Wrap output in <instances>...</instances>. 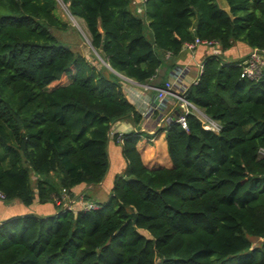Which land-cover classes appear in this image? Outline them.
Instances as JSON below:
<instances>
[{
	"label": "trees",
	"instance_id": "1",
	"mask_svg": "<svg viewBox=\"0 0 264 264\" xmlns=\"http://www.w3.org/2000/svg\"><path fill=\"white\" fill-rule=\"evenodd\" d=\"M63 3L110 69L60 42L57 0H0V264H264V73L241 77L248 56L207 57L184 93L219 134L191 109L187 131L164 129L171 167L158 169L144 164L137 133L115 135L126 166L108 201L76 213L56 202L99 186L112 126L142 120L119 75L146 84L161 54L196 39L263 50L264 0Z\"/></svg>",
	"mask_w": 264,
	"mask_h": 264
},
{
	"label": "crops",
	"instance_id": "2",
	"mask_svg": "<svg viewBox=\"0 0 264 264\" xmlns=\"http://www.w3.org/2000/svg\"><path fill=\"white\" fill-rule=\"evenodd\" d=\"M217 50L219 51L218 55H222L224 60L229 61L231 59L246 57L252 52V50L250 51L245 46L239 44L233 52L231 51L232 54L231 52L223 53L220 48L210 49L203 46L198 47L193 53L183 50L178 57H172L169 53H165L161 54L162 66L156 76L148 83L140 84L122 78L125 81L123 83V92L128 101L134 105L136 111L141 115L142 120L139 124H135L133 117H131L120 120L112 126L109 133L110 142L108 145L110 169L104 181L97 187L74 188L70 193L83 194L85 192L87 195L88 193L94 195L96 191L103 190L106 192L107 197L110 196L109 187L112 184L113 178L122 174L126 166L120 147L113 141L115 135L137 133L139 136L138 150L144 164L150 169L170 168L171 161L167 153L166 133L164 129L177 120L179 103L177 98L172 95L160 101L157 89L164 88L166 83H171L173 94L184 95L187 87L194 84L198 79L197 66ZM229 54H231V57L228 56ZM96 203L102 204L103 201L98 200ZM9 208L12 209L11 211H14V205L7 207V209Z\"/></svg>",
	"mask_w": 264,
	"mask_h": 264
},
{
	"label": "built area",
	"instance_id": "3",
	"mask_svg": "<svg viewBox=\"0 0 264 264\" xmlns=\"http://www.w3.org/2000/svg\"><path fill=\"white\" fill-rule=\"evenodd\" d=\"M146 0H139V2H145ZM207 47V48H215L219 49V44L216 41H207V40H200L196 39L195 42L193 43H187L184 46V50L189 51L191 53L195 52L198 47ZM219 51H214V54L212 56H218ZM242 68V73L241 77L244 79H248L251 81H257L262 78L263 73H264V49L263 50H252V52L248 55L247 59L240 65ZM198 70V76L203 73L204 70V62L199 64L197 66ZM197 83V80L195 81L194 84ZM172 89V84L171 83H166L164 88L157 89L158 92V98L160 101H163L167 96L172 95L177 98L178 100V110L179 114L177 117L176 122H178L181 127L184 130H188V125H187V116L190 113V110H194L196 114L200 116V120L203 122L204 127L207 131L213 132L215 134H219L221 131V126L219 123L208 116L204 114L203 111L197 109L193 104H191L185 95H175L171 91ZM123 135L120 134L117 138V143H122L123 142ZM259 154L261 157H264V149H261L259 151ZM67 193L64 192L63 196L61 197L60 200L56 199V202L58 205L62 206V209L64 212H79V211H90V210H96L100 208V205L98 203H86V205L80 209L76 210L75 206H69L68 203L65 201V195ZM6 200V196L4 193L0 191V204L4 203Z\"/></svg>",
	"mask_w": 264,
	"mask_h": 264
},
{
	"label": "rangeland",
	"instance_id": "4",
	"mask_svg": "<svg viewBox=\"0 0 264 264\" xmlns=\"http://www.w3.org/2000/svg\"><path fill=\"white\" fill-rule=\"evenodd\" d=\"M142 13V10H138ZM56 14L60 17L62 21L68 24V28L62 31H55V34L58 36L60 42L68 45L74 52L83 56L87 61L91 62V65H97L98 68L106 67L107 63L101 57V55L94 49L91 43L90 34L86 28V25L82 19L73 17L67 10V6L63 3V0H57ZM241 54V53H240ZM94 58L97 62H94ZM110 69V68H109ZM200 119V116L196 114ZM114 138V137H113ZM115 142V140L113 139ZM116 143V142H115ZM0 156L3 157L2 152L0 151ZM94 194V193H92ZM98 197V198H97ZM65 201L69 206H75V209L78 211L82 209L86 203H96V201L100 200L103 203L107 202L109 196L107 197L106 192L103 190H98L94 195L88 193L83 194L76 193L71 194L68 192L65 195ZM100 205V204H99ZM260 241L254 240L253 245H259Z\"/></svg>",
	"mask_w": 264,
	"mask_h": 264
},
{
	"label": "water",
	"instance_id": "5",
	"mask_svg": "<svg viewBox=\"0 0 264 264\" xmlns=\"http://www.w3.org/2000/svg\"><path fill=\"white\" fill-rule=\"evenodd\" d=\"M107 66L110 68V66L107 64ZM119 75V74H118ZM121 78H124L123 76H121V75H119ZM124 79H126V78H124Z\"/></svg>",
	"mask_w": 264,
	"mask_h": 264
}]
</instances>
